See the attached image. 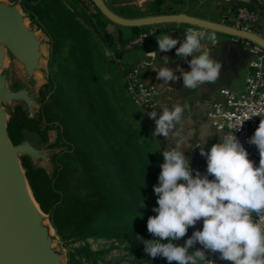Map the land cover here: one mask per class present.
<instances>
[{"label":"trees","instance_id":"1","mask_svg":"<svg viewBox=\"0 0 264 264\" xmlns=\"http://www.w3.org/2000/svg\"><path fill=\"white\" fill-rule=\"evenodd\" d=\"M20 1L51 38L52 64L57 65L58 73L52 80L49 99L45 91L42 93L39 120H29L18 108L10 123V135L18 144L23 130L38 131V125L45 123L47 129L59 131V142L65 140L69 149L54 159V163H63L56 168L54 180L24 159L36 199L45 212L53 209L52 221L63 239L86 240L121 233L128 236L144 264H168L166 258L148 256L138 237L155 238L147 231V221L156 215L152 211L158 206L153 186L158 184L163 156L142 120L143 111L127 93L125 72L131 68L122 64L120 49L105 31L106 24L112 22L99 11L94 17L88 16L79 2L73 4L72 12L65 0ZM132 1L120 0L122 5L115 13L128 19L180 13L205 18L187 11L184 0H174L171 5L167 0H151L143 8L132 5ZM248 8L260 12L264 19V6ZM85 22L106 42L115 59L104 53ZM147 28L131 30L135 37ZM116 64L125 71L116 74ZM78 179L81 183L77 184ZM191 235L189 228L178 243L184 244ZM196 249L197 244L190 251ZM70 264H79L73 255Z\"/></svg>","mask_w":264,"mask_h":264},{"label":"clouds","instance_id":"2","mask_svg":"<svg viewBox=\"0 0 264 264\" xmlns=\"http://www.w3.org/2000/svg\"><path fill=\"white\" fill-rule=\"evenodd\" d=\"M205 38V33L192 29L186 31L182 42L169 33L156 38L158 51L151 52L153 55L170 51L180 43L175 55L191 69L173 70L163 59V66L151 67L157 78L167 86L168 82L180 79L176 75L179 71L187 89L217 81L222 64L205 47ZM184 111L185 106L174 103L171 109L163 108L158 119L156 110L147 113L155 119L153 136L169 138L182 122ZM248 143L258 148V166L249 159L236 134L223 136L222 142L213 144L209 152L201 142L197 147L200 155L206 157V174L194 170L190 158L184 155V137L171 149L162 151L164 162L160 165L158 184L153 186L158 206L152 209L156 215L147 221V231L155 238L145 240L138 236L148 256L166 258L168 264H212L206 260L207 250L218 252L221 260L232 264H264V119ZM201 220L202 229L193 231L184 244H179L189 228ZM197 243L204 250L190 251Z\"/></svg>","mask_w":264,"mask_h":264},{"label":"water","instance_id":"3","mask_svg":"<svg viewBox=\"0 0 264 264\" xmlns=\"http://www.w3.org/2000/svg\"><path fill=\"white\" fill-rule=\"evenodd\" d=\"M90 2L120 27L183 24L231 37L239 48L242 41L264 48L262 35L237 26L187 13L128 19L116 14L106 0ZM51 46L50 37L32 21L21 1L0 0V264H69L68 249L52 222L53 209H42L24 165L27 159L35 170H44L53 178L54 156L63 149L51 147L56 135L53 131L44 144H39V136L28 129L23 130L22 140L15 144L9 131L19 107L27 118H40V93L49 81ZM240 54L248 56L246 51ZM211 146L205 151L209 152Z\"/></svg>","mask_w":264,"mask_h":264},{"label":"crops","instance_id":"4","mask_svg":"<svg viewBox=\"0 0 264 264\" xmlns=\"http://www.w3.org/2000/svg\"><path fill=\"white\" fill-rule=\"evenodd\" d=\"M107 1L108 3H113L112 6L114 8L110 4L109 6L112 7L114 12L122 5L117 4V0ZM149 1L151 0H138L135 5L142 8L143 5ZM205 1L200 3L202 4ZM239 1L241 4H247L248 2V0ZM132 5H134V3ZM244 7H246V5H244ZM234 9L235 4L233 0H210L202 16L207 20L230 26H237V11ZM131 29L132 28L120 27L113 23H108L105 27V31L113 36L114 45L121 51L120 59L122 64L129 68L139 69L141 77L146 83L155 84L161 90L160 103L156 109V119L159 118V115L162 114V110L165 107L171 109L174 103L185 106L184 118L180 124L176 125L174 132L171 134L179 132L182 135L186 134L194 139V154L191 161L192 165L200 164L205 156L200 155V148L197 146L202 142V146L206 150L207 146L221 141L220 136L209 120L208 114L210 107L214 103L223 101L221 95L222 90L228 89L241 92L245 89L247 78L251 73L249 65L251 57L249 54L248 56L240 54L242 51L245 52L244 47H236L234 44L236 40L231 37L183 24L164 25L146 45L135 50H126L125 45L134 37ZM189 29L205 33V47H209L213 57L222 64L220 77L217 81L209 84L206 83L196 89L184 88L183 79L170 81L167 86H165L164 81L157 78L156 70L151 68L163 66V59L167 60V66L173 68V70L183 68L184 71H190L191 69L185 60L179 59L175 55L176 48L180 46V43L176 45V48L170 51L157 52L153 55L151 52L158 51L156 38H159L164 33H169L173 38L182 42L186 38V31ZM252 30L264 37V19L253 24ZM209 37H214V39H210ZM108 52L112 51L107 49V53ZM191 58L192 57H188L187 60H191ZM173 61H175V63H173ZM179 74L181 73L176 71V75ZM153 121L155 123V119H153Z\"/></svg>","mask_w":264,"mask_h":264},{"label":"built area","instance_id":"5","mask_svg":"<svg viewBox=\"0 0 264 264\" xmlns=\"http://www.w3.org/2000/svg\"><path fill=\"white\" fill-rule=\"evenodd\" d=\"M77 2L88 16L94 17L97 14L96 7L88 0H65L64 4L70 11L75 12L73 4ZM261 19L260 12L248 7H240L236 13L237 27L244 31H253L252 25ZM161 27L151 26L143 30L125 45V49L135 50L146 45ZM242 46L251 57L249 64L251 73L247 78L245 89L241 92L222 90L223 101L212 104L208 115L221 142L223 136L236 134L238 141L248 151L249 159L258 166L260 153L255 145L248 143V140L258 128L261 119H264V48L249 41H242ZM108 56L115 59L113 52H108ZM122 69L125 71L123 67ZM125 73L127 93L135 105L145 113L156 110L162 94L159 87L146 83L139 69L131 68ZM177 76L180 77L178 80L182 79L181 74ZM196 170L206 174V168ZM209 179H214V177L210 176ZM194 228L202 229V220Z\"/></svg>","mask_w":264,"mask_h":264},{"label":"rangeland","instance_id":"6","mask_svg":"<svg viewBox=\"0 0 264 264\" xmlns=\"http://www.w3.org/2000/svg\"><path fill=\"white\" fill-rule=\"evenodd\" d=\"M184 1H186L185 9L187 11H191V12H194L196 14L203 15L205 13L204 9H206L208 7L210 0H206V1L205 0H184ZM202 1H205V2H203L201 4L200 2H202ZM233 1H234L235 6H240V7L241 6L244 7V5H246V7H248V6H253V7L264 6V0H248L247 4H241V2L239 0H233ZM106 2L108 5L109 4L111 6L113 5V3H111V2L108 3L107 0H106ZM116 2H117V4H120V0H117ZM137 2H138V0H133L131 2V4L134 3V5H135ZM167 2L169 5H171L174 2V0H167ZM144 5H143V7H144ZM116 10H118V9H116ZM234 10L237 11L236 8ZM25 11H26V9H25ZM96 11L98 12L97 8H96ZM26 12H28V11H26ZM81 20H83V19H81ZM32 21L34 23H36L40 28L43 29V27L33 18H32ZM85 25L92 31L96 41L99 43V45L102 48V50L104 51V53H106V55L108 56L107 49H109V48H108L106 42L94 31V28L92 27L91 24H89L88 22H85ZM50 40H51V38H50ZM51 44H52V41H51ZM68 51H69V48H67L65 50L64 54L67 55ZM114 69H115L116 74H118V75H119V72L122 71V68L117 64L114 65ZM57 73H58L57 65L52 64V46H51V58H50V63H49V81L47 84L43 85L41 88V93H40L41 99H42V93L44 91L46 92L48 99L51 96V94H52L51 90L53 89L52 80H54V78H56ZM42 107H43V103H42ZM22 111H23V109H22ZM29 120H31V119H29ZM142 120L151 129L152 133H154L155 123H154L153 119L148 117V115L145 112H143ZM31 121H35V120H31ZM38 127H39L38 131H31V132L36 133L39 136V138H40V135L45 134L47 132V130H50V129L46 128L45 123L38 125ZM51 130H54L53 132L56 135H58V148L63 149V151L61 153L54 156V159H55L57 156L62 155L65 152H68L69 149H68V144L65 143L66 142L65 140H63L62 142H59V131L55 128H51ZM154 137L156 139V143H157L161 153L166 148L171 149L172 147H174L176 145V143L178 142V139L180 137H184L186 139L187 144L182 145V151L186 157L190 158V161L192 160V156L194 154L193 148H194V144H195L194 142L195 141L190 136H188L186 134L182 135L181 133L176 132L174 134H170L169 138H167V139L163 135L154 136ZM54 159H53V163H54ZM163 162H164V159L162 158L160 160V163L162 164ZM54 165L56 168L57 167L59 168V167L63 166V163L60 161H57L56 163H54ZM191 166H192V168H195V170L201 169V168H207L206 159L204 158L203 161L198 165H192V161H191ZM55 171H56V169H55ZM54 175H55V173H54ZM50 179L54 180V176H53V178H50ZM78 183H81V180L78 179L77 184ZM190 228L192 230V233H193V231L197 230L194 227H190ZM57 232H58V230H57ZM58 234L60 235L59 232H58ZM60 237L63 239V237L61 235H60ZM127 238H128V236L120 233V234H116V235L107 234V235L94 236V237H90L86 240L63 239V241L65 244V247L68 249L69 264H70V259H71L72 255L74 256L75 260H77L79 262V264H144L143 259L141 257H139L138 253L132 249V246L128 242ZM197 245H198V249L204 250L202 245H200L199 243H197ZM205 251H206V260L211 261L212 264H232L231 261L221 260L219 258L220 254L218 252L212 253V252L207 251V250H205Z\"/></svg>","mask_w":264,"mask_h":264},{"label":"flooded vegetation","instance_id":"7","mask_svg":"<svg viewBox=\"0 0 264 264\" xmlns=\"http://www.w3.org/2000/svg\"><path fill=\"white\" fill-rule=\"evenodd\" d=\"M54 130H47V132L45 134L40 135V140H39V144H44L47 143L50 139V132H52ZM51 147H58V135L55 136L54 138V144Z\"/></svg>","mask_w":264,"mask_h":264}]
</instances>
